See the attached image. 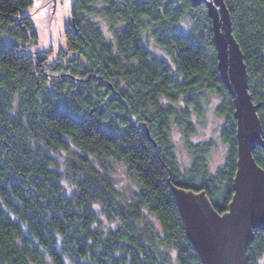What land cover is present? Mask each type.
<instances>
[{"label":"trees","instance_id":"1","mask_svg":"<svg viewBox=\"0 0 264 264\" xmlns=\"http://www.w3.org/2000/svg\"><path fill=\"white\" fill-rule=\"evenodd\" d=\"M223 1L257 106L262 142L252 155L264 169V0ZM32 2L0 0V264H204L174 187L204 191L222 214L238 160L236 107L207 4L73 0L66 50L48 61V51L32 50L38 35L20 13ZM149 38L170 59L155 56ZM212 93L225 161L211 172L213 142L188 141L192 162L182 169L173 124L194 132L192 112L201 116ZM60 150L71 153L64 169L51 154ZM96 158L125 164L139 186L130 201ZM64 175L76 185L70 193ZM97 203L114 226L101 223ZM247 254L260 264L264 229H254Z\"/></svg>","mask_w":264,"mask_h":264},{"label":"water","instance_id":"2","mask_svg":"<svg viewBox=\"0 0 264 264\" xmlns=\"http://www.w3.org/2000/svg\"><path fill=\"white\" fill-rule=\"evenodd\" d=\"M203 1L212 17L221 77L233 95L236 107L238 160L235 192L229 210L222 214L214 209L204 191L174 187V192L188 236L204 264H249L247 249L254 237V229H264V169L252 155L253 147L262 142L260 122L257 106L248 93L245 65L232 36L227 7L223 0ZM55 2L42 0L38 7L46 5L49 25L51 17L56 23Z\"/></svg>","mask_w":264,"mask_h":264},{"label":"rangeland","instance_id":"3","mask_svg":"<svg viewBox=\"0 0 264 264\" xmlns=\"http://www.w3.org/2000/svg\"><path fill=\"white\" fill-rule=\"evenodd\" d=\"M68 1L69 5L67 4ZM72 1L73 0H56L55 6L57 8V19L55 23V18L51 17L50 25L46 5L38 8L41 6L42 0H33L32 4L20 11L21 14L30 15L38 35L37 42L32 46V50L40 52L48 51V61L57 60L60 56V51L66 50L65 31L67 28L72 27V20L70 16ZM99 21L104 35L107 39H111L112 32L110 31L107 22L101 18ZM188 23L189 22H185L184 27H189ZM147 46L151 49L155 56L170 59L169 55L155 42L153 38H149ZM219 100L220 98L216 94L212 93L209 96V101L205 105L204 113L201 116L192 112V123L195 128L194 132L187 133L184 125H180L176 122L173 124L171 138L174 142L177 158L182 169H187L192 162V155L188 148V141L198 143L210 140L213 142L212 149L208 155V165L211 172H214L224 163L228 146L221 137V128L224 124V118L216 112V106L219 103ZM72 150L76 151L79 149L72 144L70 151ZM70 151L60 150L58 152H51V154L59 161L61 169L65 168L66 160L70 156ZM94 160L96 161L95 164L98 167L101 169H107L111 179L120 193L121 198L130 201L139 189V186L136 180L128 173L125 164L115 159H106L104 164L101 163V161H98L97 158ZM62 182L67 193H70L75 189V183L66 175L63 176ZM94 206L98 217L104 226L107 227L115 225L107 218L101 209L100 204L97 203ZM147 220L156 223V220L151 215H147ZM259 263L264 264V254L259 257Z\"/></svg>","mask_w":264,"mask_h":264}]
</instances>
